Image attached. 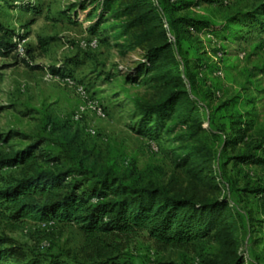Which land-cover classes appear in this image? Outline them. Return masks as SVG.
I'll return each instance as SVG.
<instances>
[{"label":"trees","instance_id":"obj_1","mask_svg":"<svg viewBox=\"0 0 264 264\" xmlns=\"http://www.w3.org/2000/svg\"><path fill=\"white\" fill-rule=\"evenodd\" d=\"M0 1L31 8L23 0ZM91 5L85 15L90 35L103 42L131 43L130 49L143 52L135 82L156 90L157 98L136 104L139 129L151 139L164 135L178 144L179 165L192 186L215 195L222 189L235 194L223 172L225 165L264 168V130L249 137L254 115L237 109L239 101L253 105L252 98L238 97L208 114L192 97L197 70L203 66L204 37L217 43L259 34L264 48V1L234 11L220 0H92ZM202 5L208 10L197 12ZM78 7L87 11L85 4ZM20 38L0 22V59H16L14 40ZM21 63L29 67L24 60ZM259 73L264 75V68ZM254 90L261 92L257 84ZM45 126L55 129L49 119ZM44 145L61 151L52 155ZM237 147L239 152L228 156L227 151ZM63 159L66 164L58 168ZM40 161L54 168H45ZM129 167L124 176L111 167L95 171L65 144L47 138L10 155L0 154V213L15 221L73 225L85 237L82 257L77 259L68 254L29 257L10 238L0 236V264H132L122 260L121 252L125 243L143 233L158 248H200L201 264H250L243 254L246 215L237 205L227 197L170 193L138 173L134 160ZM16 168L20 176L5 172ZM253 193L264 200L263 186Z\"/></svg>","mask_w":264,"mask_h":264},{"label":"rangeland","instance_id":"obj_2","mask_svg":"<svg viewBox=\"0 0 264 264\" xmlns=\"http://www.w3.org/2000/svg\"><path fill=\"white\" fill-rule=\"evenodd\" d=\"M220 1L234 11L251 8L264 0ZM23 3L31 8L0 1V22L21 37L14 42L23 50L16 59H0V139L5 141L0 142V154L10 155L38 138H47L65 144L76 159L84 160L95 171L111 167L124 176L134 160L138 173L170 193H189L196 198L215 195L199 185L192 186L186 169L179 165L176 142L164 135L151 139L139 129L136 104L157 98L156 90L138 86L141 81L135 82L143 52L139 48L130 49L131 43L113 39L103 42L90 35L87 28L91 24L85 21V15L91 10L92 0H23ZM82 4L86 12L78 7ZM208 8L202 5L197 12ZM260 38L255 34L244 41L210 43L204 37L203 66L197 70V85L192 92L208 114L221 105L239 101L238 97L252 98L253 105L247 106L242 101L237 104L240 112L254 115L255 128L248 133L249 137L264 130V75L259 73L264 68V48ZM218 49L217 56L214 51ZM23 60L29 67L21 63ZM254 84L261 92L254 90ZM80 90L85 98L80 96ZM95 105L102 110L103 118L93 111ZM77 114L80 118L74 121ZM48 119L54 130L45 126ZM203 126L206 128L207 123ZM43 148L52 155L61 151L56 145ZM239 148L228 150V156L238 153ZM40 164L54 168L43 161ZM64 164L65 159L58 168ZM224 168L236 193L227 194L222 189L215 196L227 197L246 215L243 254L250 264H264V202L253 193L257 186L264 187V168L232 162ZM214 169L217 173V163ZM5 172L20 176L19 168ZM8 216L0 213V236L10 238L27 256L82 257L85 237L76 226L15 221ZM200 253V248L195 251L158 248L143 233L124 244L121 257L132 264L156 261L201 264Z\"/></svg>","mask_w":264,"mask_h":264},{"label":"built area","instance_id":"obj_3","mask_svg":"<svg viewBox=\"0 0 264 264\" xmlns=\"http://www.w3.org/2000/svg\"><path fill=\"white\" fill-rule=\"evenodd\" d=\"M91 47L95 46V42H92L90 44ZM23 52V50L20 49L19 45H17V53L21 54ZM79 94L80 96H82L83 98H85V93L83 92V90H80L79 91ZM93 111L95 112V114L100 117V118H103V113H102V110L100 109V107H98L97 105L94 106L93 108ZM80 112H83V110L81 109ZM80 118V116L77 114L75 117H74V121H78ZM90 135H94V132L93 131H89L88 132ZM264 202V200H263Z\"/></svg>","mask_w":264,"mask_h":264}]
</instances>
